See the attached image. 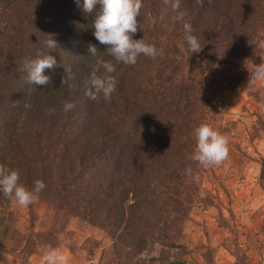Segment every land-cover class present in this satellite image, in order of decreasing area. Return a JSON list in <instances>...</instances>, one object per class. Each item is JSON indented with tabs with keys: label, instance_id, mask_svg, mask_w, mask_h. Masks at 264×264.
Returning a JSON list of instances; mask_svg holds the SVG:
<instances>
[{
	"label": "trees",
	"instance_id": "16d2710c",
	"mask_svg": "<svg viewBox=\"0 0 264 264\" xmlns=\"http://www.w3.org/2000/svg\"><path fill=\"white\" fill-rule=\"evenodd\" d=\"M142 3L133 38L155 45L159 55L126 65L95 39L94 14L83 11V0H0V165L18 170L26 188L37 180L45 184L38 201L27 206L24 233L13 201L0 192V258L10 254L14 264H32L46 245H67L75 254L69 226L78 220L111 240L99 264H187L191 251L182 240L201 201L206 170L189 159L194 130L202 123L215 129L216 88L226 77L230 89L237 88L263 53L264 0ZM185 23L200 43L197 53L185 39ZM47 34L59 47H45ZM89 44L97 46V56L88 55ZM37 52L57 60L44 71L51 78L46 87L26 82L25 61ZM97 60L116 68L109 100L86 95ZM66 67L75 78L62 85ZM249 95L264 109V91L250 87ZM65 102L74 109L65 112ZM255 116L253 131L264 130V117ZM228 129L220 126L219 132ZM39 203L46 205L42 231H36ZM97 246L87 241L84 248L93 255ZM158 246L175 250L174 260L144 258ZM234 264H248L246 256L236 255Z\"/></svg>",
	"mask_w": 264,
	"mask_h": 264
},
{
	"label": "rangeland",
	"instance_id": "374dc122",
	"mask_svg": "<svg viewBox=\"0 0 264 264\" xmlns=\"http://www.w3.org/2000/svg\"><path fill=\"white\" fill-rule=\"evenodd\" d=\"M262 59L264 51L255 57L237 88L230 89L227 77L216 88L212 125L217 131L220 126L229 127L224 133L229 139V155L219 166L206 167L200 179L201 201L191 214L182 240L191 251L185 257L187 264H208L205 257L213 264H234L239 254L246 256L248 264H264V130L252 129L255 115L264 117V109L250 97L247 87L249 72ZM255 90L264 91V82H257ZM205 199L212 205L205 204ZM35 209L39 215L36 231L45 230L46 205L39 203ZM12 210L17 228L24 233L29 226L28 207L13 201ZM69 230L76 253L70 252L67 245L58 248L68 254L69 264H99L103 253L111 248V240L99 229L73 220ZM87 241L98 243L93 255L84 248ZM174 253L158 246L144 258L170 256L174 260ZM43 255L31 257L32 264H46ZM15 259L4 254L0 264H14Z\"/></svg>",
	"mask_w": 264,
	"mask_h": 264
},
{
	"label": "clouds",
	"instance_id": "9594fccd",
	"mask_svg": "<svg viewBox=\"0 0 264 264\" xmlns=\"http://www.w3.org/2000/svg\"><path fill=\"white\" fill-rule=\"evenodd\" d=\"M210 2V0H209ZM79 4V0H76ZM197 3L203 5V0H197ZM143 7L142 0H83V11L86 14H94L92 21L93 35L100 45L107 49V52L117 62L126 65H135L138 57L141 55L155 59L159 55L155 45L148 44L143 38L134 39L138 32V16ZM178 7V4L175 5ZM186 32L185 39L190 50L193 53L200 51L198 39L192 35V26L184 24ZM45 41L47 49L59 47L53 35L47 34ZM88 55L97 56L98 48L96 45L87 46ZM57 66V60L54 55L47 52H37L36 58L25 61L24 68L27 72V83L35 86L46 87L51 83V78L44 75L45 69H53ZM103 69V72L100 70ZM116 71L111 62L97 60L93 67L90 77V87L86 95L92 100L97 101L102 95L105 100L111 98L116 90L117 81L112 73ZM250 73L247 87H255L257 82H264V59L258 65H254ZM75 78L71 67L64 68V74L61 77L63 84ZM75 105L71 102H65L63 110L65 112L74 109ZM54 110L50 109L49 114ZM196 140L195 150L189 159L199 163L204 167L219 166L229 155V139L226 135L215 130L210 124L202 123L194 130ZM190 174L191 168L186 169ZM45 188L41 180L34 182V186L29 189L20 183V174L18 170L6 169L0 165V192L6 199L12 200L19 206L27 207L39 199V194ZM43 259L46 264H69V256L66 252L50 245L45 246Z\"/></svg>",
	"mask_w": 264,
	"mask_h": 264
}]
</instances>
